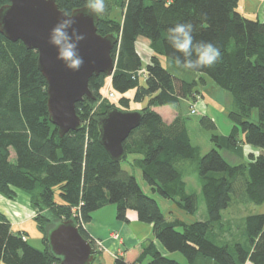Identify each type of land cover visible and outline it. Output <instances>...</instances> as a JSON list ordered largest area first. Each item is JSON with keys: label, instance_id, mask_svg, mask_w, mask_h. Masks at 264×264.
<instances>
[{"label": "trees", "instance_id": "16d2710c", "mask_svg": "<svg viewBox=\"0 0 264 264\" xmlns=\"http://www.w3.org/2000/svg\"><path fill=\"white\" fill-rule=\"evenodd\" d=\"M238 2L105 0L106 11L100 16L97 33L118 36L111 52L114 71L110 77L100 74L89 79L94 99L76 103L80 130L63 137L48 119L46 82L37 69L36 52L0 35V196L13 200L22 192L29 197L44 245L42 250L30 246L26 233L14 232L0 212V264H56L45 237L56 223L65 220H73L82 237L94 246L84 227L95 211L107 205H115L120 222H128L127 211L135 212L138 222L151 225L163 250L179 253L186 264H264V213L244 217L245 244L236 240L231 229L220 228L222 212L232 196L242 205L264 206V20L244 17L237 11ZM6 3L0 0V7ZM55 3L68 13L84 7V0ZM115 8L119 16L111 15ZM262 11L264 15V4ZM177 23H191L194 41L211 42L220 49L215 64L193 72L205 75L232 96L236 109L226 116L230 131L211 135L210 141L218 149H230L241 156L243 146L253 148L246 155L247 163L229 165L216 149L198 158L197 148L191 145L181 101L190 100L189 114H197L195 105L198 107L201 96L196 87L201 82L174 77L159 60V56L172 62L177 56L183 59L167 40V30ZM138 37L149 41L152 52L144 66L136 51ZM107 85L114 98L104 97ZM131 89L135 92L128 98ZM116 96L117 103L113 102ZM145 100L139 110L143 113L140 125L123 142L124 158L112 161L98 142L94 119L112 108L127 111L131 102ZM163 106L177 111L171 122L153 110ZM253 109L257 110L255 120L251 119ZM198 122L206 129L215 128L209 116ZM196 157L208 218L193 223L166 218L156 200L121 167L124 162L139 169L153 193L194 215L197 195L187 192L180 164ZM131 253L114 257L113 264H143L147 258L145 264H180L162 254L151 240L144 242L134 258ZM97 255L95 247V259Z\"/></svg>", "mask_w": 264, "mask_h": 264}, {"label": "water", "instance_id": "95a60500", "mask_svg": "<svg viewBox=\"0 0 264 264\" xmlns=\"http://www.w3.org/2000/svg\"><path fill=\"white\" fill-rule=\"evenodd\" d=\"M0 7V35L9 42H21L27 50L37 54V69L46 82V107L48 119L59 137L78 132L81 121L76 114V103L86 98L93 100L88 89L89 79L100 74L110 77L114 71L111 52L118 43V36L97 33L100 17L93 22L83 8L73 9V25L85 39L79 44L84 64L78 72L65 68L56 59V49L48 43V34L60 19L61 11L55 0H7ZM139 110L112 108L105 115L95 118L98 142L112 161L120 162L125 156L123 142L142 120ZM48 253L57 259L56 264H92L95 249L85 240L73 220L56 223L45 237Z\"/></svg>", "mask_w": 264, "mask_h": 264}, {"label": "rangeland", "instance_id": "374dc122", "mask_svg": "<svg viewBox=\"0 0 264 264\" xmlns=\"http://www.w3.org/2000/svg\"><path fill=\"white\" fill-rule=\"evenodd\" d=\"M146 2H148V0H146ZM263 4H264V0H239L238 6H237V11L240 14H242L244 17H246L247 19L261 20L263 18V11H262ZM112 11H114V13H111L112 16H115L116 14H118V9L115 8ZM142 59L141 60H142L143 66H144L145 65L144 60L146 58L143 57ZM159 60H160L162 67L167 69V71H169L174 77H176L178 79L185 80V81H191L192 79H195L196 76L198 75V73H195L193 71H189V70H185L183 68L177 67L175 62L170 61L169 59L165 58L164 56H159ZM168 62H170V63H168ZM202 76L207 78L203 74H202ZM207 80H209V79L207 78ZM213 86H215V88H217V90H219V92H221L222 95L216 94L215 97L211 98V99L206 97L205 104H206L208 109H206V107L202 104H200V106L198 105V107H197V105H195V110L198 113L194 114V115H190L189 114V111H190L189 103L188 102L182 103V101H181V106L183 109L182 114H184V116L187 117L186 127H187V131H188V135L190 138L191 145L193 147L197 148V152L199 155L198 158L205 155L211 149H216L218 151V153L222 156V158L229 165H239L242 163H247L246 162L247 161V156H246L247 154L244 153V151H242L243 156H241L236 151H233L230 149H224V148L218 149L210 141L211 135H219V134L220 135L221 134L227 135L229 133V129L231 128V124L228 121L226 116H227L229 111H233L236 109L235 104H234L233 99H232V96L228 92L217 87L216 85L213 84ZM198 87H201V86L198 84ZM214 90L215 89H213V91ZM105 91H107L109 93H113L111 90H109L108 85L105 88ZM134 92L135 91L133 89H131L127 92L126 96L128 98H132L134 95ZM113 98H114V94H113ZM117 100H118V97L116 96L115 99L113 100V102L117 103ZM198 102H199V100H198ZM145 104H146L145 101L131 102L130 106H129V110H140L145 106ZM203 109H206L208 112H206V110H203ZM204 112L208 113V114L205 115ZM202 116H209V118L212 119V121L215 124V128L213 130L206 129L199 124L198 121ZM256 118H257V110L253 109V110H251V119L255 120ZM258 153H259V151H258ZM197 165H198L197 157H196L195 161H184L180 164V169L184 174L183 179L186 183L187 192L197 195V212L194 215L187 214L184 210H182L178 206H176V204L174 202L167 200V199H164L161 196H159L158 194L153 193L150 190L147 183L143 180L141 172L139 169L129 167L124 162L121 164V167L135 177L140 188L142 189V191L147 196L152 197L156 200L162 214L166 218H170V219L171 218H178V219L183 220V222H185V223H193V222H197V221H205L208 218L207 213H206L205 204H204L202 196H201V191H200L201 190V187H200L201 184H200V179H199L198 172H197ZM18 193H20V192H18ZM26 198H27L29 206L31 207L30 199L27 195H26ZM15 199H16V197L12 201H14ZM113 206H115V205H113ZM31 210H32V215H31V218H29V220L30 221L32 220L31 223H33L35 225V222L33 220L34 216H35V211L32 209V207H31ZM255 213H264V206L242 205L239 202L238 198H235L234 196H232V200L229 204V207L222 212L223 226L220 228H224L227 230L231 229L232 231H234V233L236 235V240L239 239L241 241V243L245 244L244 225H242V222H243V219L245 216H247L249 214H255ZM108 221H109V219H106L105 222L104 221H100V222L97 221L98 223H100V225L99 224L95 225L97 223H96V221H93L94 222L93 225H95V227L99 231H103L107 226H109V224H107ZM85 225H87V224H85ZM111 229H114V228H111ZM219 229H218V227L216 228V230L218 231L217 234L221 233V231H219ZM224 229H221V230H224ZM28 233L30 235V237H29L30 246H32L33 248L42 250L44 248V245L41 242V239H38V241H35L36 239L33 237V233L31 231H28ZM31 237H33V238H31ZM210 240L214 241L217 245H222L221 242H219L216 239L214 240L212 237H210ZM94 242H95V245L93 246V248L95 249V247H96L98 255H97V259L95 261H93L94 263H92V264H95V262L98 260L99 255H101L100 253L102 252V247H101L100 243L98 241H95V240H94ZM102 245L105 246V242H102ZM173 257L174 258H170V259H173L177 262L181 261L183 264H186V260L179 253H174ZM103 261H104L103 264H112L113 259L107 255H103Z\"/></svg>", "mask_w": 264, "mask_h": 264}, {"label": "crops", "instance_id": "0c3cea01", "mask_svg": "<svg viewBox=\"0 0 264 264\" xmlns=\"http://www.w3.org/2000/svg\"><path fill=\"white\" fill-rule=\"evenodd\" d=\"M112 13H114V11H112ZM116 15L119 16V12ZM262 20H264V15L261 21ZM149 45L150 43L147 39L143 37L137 38L136 51L141 57V59L143 57L146 58L144 60L145 63L149 60L152 53L151 50L149 49ZM195 80L198 81L200 80L201 82L199 83L201 87H198V85L196 87L197 91L201 96L198 105L200 106V104H202L206 107V109H208L205 104L206 97L211 99L214 98L216 94H221V92H219V90H217V88L213 86V83L210 80H207V78H205L200 74L196 76ZM213 89L215 90L213 91ZM183 102L189 103L191 101L187 99V100H182V103ZM153 110L157 112L165 122H171L173 118L177 115V111H175L174 109L168 106L156 107L153 108ZM180 111L183 112L182 106ZM206 112L208 111L206 110ZM205 114L207 115L208 113ZM242 151H244V153L247 154L248 152H253L254 149L249 146H243ZM115 211L116 209L115 206L113 205H107L98 209L92 214L90 222L87 223V225H85L84 227V229L89 234V236L94 240L98 241L102 247V252L100 253L101 255H99L98 260L95 262V264H103L104 262L103 255H107L110 258L114 259V257L116 256H127V254L133 252L131 253V255L133 254L132 258H134L136 254H138L141 246L147 240L153 241L157 249L162 254H164L168 258H174L173 257L174 253L172 254L166 253L161 247V245L155 240L151 225L140 223L137 221L135 212L127 211L126 214H127L128 222H120L115 217ZM0 212L10 222L12 230L14 232L23 231L26 233L25 240L28 243L30 237L28 231H31L33 233V237L36 239L35 241L41 239V235L36 229V226L33 223H31L32 220L31 221L29 220V218H31L32 215V210L28 204L26 195L24 193L22 192L18 193L14 201L7 200L2 196H0ZM106 219H109L107 223L109 224V226L106 227L107 229L105 228L103 231H99L95 227V225L98 224L100 225V223L98 222L100 221L105 222ZM93 221H96L97 224L93 225L94 223ZM110 227L114 229H111ZM102 242H105V246L102 245ZM148 261L149 259L147 258L143 264L147 263ZM178 262L180 263L181 261ZM180 264L183 263L181 262ZM245 264H251V263L247 262Z\"/></svg>", "mask_w": 264, "mask_h": 264}, {"label": "clouds", "instance_id": "9594fccd", "mask_svg": "<svg viewBox=\"0 0 264 264\" xmlns=\"http://www.w3.org/2000/svg\"><path fill=\"white\" fill-rule=\"evenodd\" d=\"M82 10L95 23L106 11L105 0H84ZM75 23L73 13L63 12L48 34V43L56 49V59L72 72H78L84 64L79 44L85 39V35L73 27ZM167 40L176 52L182 54L183 59L177 56L175 63L185 70L210 67L221 56L220 49L213 43L194 41L191 23H177L170 27L167 30Z\"/></svg>", "mask_w": 264, "mask_h": 264}, {"label": "built area", "instance_id": "2783aa9c", "mask_svg": "<svg viewBox=\"0 0 264 264\" xmlns=\"http://www.w3.org/2000/svg\"><path fill=\"white\" fill-rule=\"evenodd\" d=\"M141 75H144V71L143 70L141 71ZM108 93L109 92L105 91L104 92V97L109 98V99L113 98V93H109V94Z\"/></svg>", "mask_w": 264, "mask_h": 264}]
</instances>
